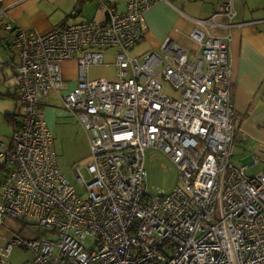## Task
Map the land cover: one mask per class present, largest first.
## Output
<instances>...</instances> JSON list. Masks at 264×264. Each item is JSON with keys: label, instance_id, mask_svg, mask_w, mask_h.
I'll list each match as a JSON object with an SVG mask.
<instances>
[{"label": "built area", "instance_id": "obj_1", "mask_svg": "<svg viewBox=\"0 0 264 264\" xmlns=\"http://www.w3.org/2000/svg\"><path fill=\"white\" fill-rule=\"evenodd\" d=\"M124 1L118 11L98 0L103 21L68 23L44 35L0 27L18 49L22 104L10 144L0 143L1 166H10L0 182V264H10L14 247L32 255L29 264H264V167L247 176L257 158L230 164L237 128L232 0L194 20L196 50L168 36L141 59L130 50L146 29L143 13L176 0ZM215 27L227 35L211 34ZM107 48L115 49L114 78H90L91 68L105 65ZM70 59L78 81L61 102L89 134L87 179L74 170L86 197L59 172L41 110L50 91L64 89L59 76ZM149 149L178 169L179 183L167 195L145 190ZM4 218L32 222L37 237L2 229Z\"/></svg>", "mask_w": 264, "mask_h": 264}, {"label": "crops", "instance_id": "obj_2", "mask_svg": "<svg viewBox=\"0 0 264 264\" xmlns=\"http://www.w3.org/2000/svg\"><path fill=\"white\" fill-rule=\"evenodd\" d=\"M105 1L112 3L118 11L125 9L124 0ZM220 1L228 0H199L187 3L176 0L171 3L173 6L165 1L156 2L143 13L146 29L141 40L131 48L130 54L141 59L145 54L156 52L168 36L189 50H196L197 47L193 46L189 36V32L196 26L194 20H205L211 17ZM232 4L234 16L231 18L232 27L229 31L231 34L229 57L237 126L233 149L237 139L241 141L246 139L247 130L254 135L255 141L264 145V0H232ZM74 11L76 14L72 15ZM104 18L105 13L98 0H0V27L2 23H10L14 28L38 35H44L60 25L68 24L69 21L73 23L101 22ZM215 20L219 24L225 22V19L220 17H216ZM2 32L6 38L7 33L0 28V36ZM209 32L216 36H224L228 33L223 27H215ZM0 38V47L6 48L4 43L8 41V38L4 40L5 42L2 40L4 38ZM102 52L105 65L96 74L99 71L104 73L97 78L113 79L114 69L111 64L114 61L115 49L107 48ZM10 62L11 60L5 61L0 50V65L4 67L10 65ZM66 64H71V71H69L70 68L66 71ZM13 68L14 71L10 74L16 77V66ZM91 69H95V66ZM76 75V63L73 59L62 65L59 77L64 85L63 95L76 86L78 81ZM89 77L92 78L90 74ZM9 81L10 79L4 75V81L0 82V98L5 97L2 99L5 103H0V117L2 116L6 124L12 127V137L21 109L15 94L18 86L17 78L13 84H9ZM53 93L61 99L60 94ZM10 100L12 105L9 108L7 102ZM42 106L48 107L42 102V112ZM63 109L66 110L64 107ZM4 134L3 132L0 135V143L9 145L11 137L3 136ZM3 139L7 140L3 141ZM249 160L245 165L249 163Z\"/></svg>", "mask_w": 264, "mask_h": 264}, {"label": "rangeland", "instance_id": "obj_3", "mask_svg": "<svg viewBox=\"0 0 264 264\" xmlns=\"http://www.w3.org/2000/svg\"><path fill=\"white\" fill-rule=\"evenodd\" d=\"M88 22V21H87ZM73 22L69 21V24ZM4 32L1 36L4 38ZM7 46V45H6ZM3 47V46H2ZM0 47L2 56L6 60H11L10 65H5L2 67L0 65V82L4 81V75L7 79H10L9 84L17 82L19 84L18 75L12 77L10 73L14 71V66L18 65L20 58L18 56V49L13 46ZM136 56V55H133ZM71 67V64H66V71ZM98 67V68H97ZM95 69H90L88 74L92 76V79H97L100 74L104 73L97 71L103 69V66H97ZM13 69V70H12ZM71 71V68L69 69ZM16 72V69H15ZM15 74V73H14ZM67 85V84H66ZM165 91L167 93L175 94L171 87L167 86ZM58 93L63 96V91H58ZM16 94V93H15ZM0 98V103L2 99ZM20 109L22 112L21 101L16 96ZM9 99V98H7ZM14 100V99H13ZM15 99V101H17ZM46 103L48 107L42 106L45 120L50 130V133L53 138L54 150L56 153V162L57 167L61 175L66 179V181L75 188L81 196L86 197L85 191H83L80 184L75 178V169H80V174L84 179H87L88 173L86 170V164L89 160L90 149H89V134L84 129L82 124L79 122L78 117L74 113H70L68 110L63 109L61 99L54 95L53 91H50L45 98L41 100V103ZM12 100L7 102V107L10 108ZM6 112V111H5ZM239 118V117H238ZM239 121V119H238ZM16 127V126H15ZM12 127L6 124V121L3 117H0V135L5 133L3 136L11 137ZM246 129V128H244ZM14 130V129H13ZM247 137L245 140L241 141L237 139L233 145L232 157L230 158V164L236 168L242 167L245 165L247 160L251 162L252 159L257 158V163L252 167H249L246 170L247 176H253L259 174L264 167V145H261L255 141L254 135L247 130ZM14 134V132H13ZM12 134V136H13ZM12 138V137H11ZM7 139H3L5 141ZM0 163L3 164V160H0ZM145 170L147 173L145 190L149 195L152 196H163L169 194L179 183V172L176 165L171 162V160L165 156L160 151L147 150L145 152ZM9 165L6 168L0 170V182L3 179V171L9 170ZM2 229L6 230L7 227L4 225V220ZM28 224H33L29 222ZM8 227H14L15 225L9 221L6 223ZM2 230L0 229V233ZM20 239H29L27 235H17ZM51 237V236H50ZM0 247H4L3 243L0 242ZM32 255L24 252L18 247H14L11 252V255L7 259L10 264H29L31 261Z\"/></svg>", "mask_w": 264, "mask_h": 264}, {"label": "trees", "instance_id": "obj_4", "mask_svg": "<svg viewBox=\"0 0 264 264\" xmlns=\"http://www.w3.org/2000/svg\"><path fill=\"white\" fill-rule=\"evenodd\" d=\"M75 14H76V12H75ZM63 25H60V26H63ZM7 38H8V36L6 38L4 37V39H2V40L4 41ZM0 40H1V38H0ZM7 42H8V44L4 43V46H6V45L7 46L12 45L9 38H8V41ZM1 165L2 164L0 163V170L3 168ZM3 220H4V225L13 234H15V235H27V236H29V238H35V237H37V232L38 231H37V226L36 225H34V224H28V223H25V222H20L18 220H12V219H9V218H4ZM9 221H11L15 226L12 227V228L11 227H8L6 225V223L9 222ZM2 226H3V222H2Z\"/></svg>", "mask_w": 264, "mask_h": 264}, {"label": "water", "instance_id": "obj_5", "mask_svg": "<svg viewBox=\"0 0 264 264\" xmlns=\"http://www.w3.org/2000/svg\"><path fill=\"white\" fill-rule=\"evenodd\" d=\"M5 43H6V44H8V42H7V41H6Z\"/></svg>", "mask_w": 264, "mask_h": 264}]
</instances>
